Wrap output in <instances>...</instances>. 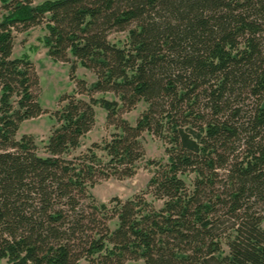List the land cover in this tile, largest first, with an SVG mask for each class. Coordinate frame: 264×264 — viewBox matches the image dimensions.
Instances as JSON below:
<instances>
[{"label":"trees","instance_id":"trees-1","mask_svg":"<svg viewBox=\"0 0 264 264\" xmlns=\"http://www.w3.org/2000/svg\"><path fill=\"white\" fill-rule=\"evenodd\" d=\"M0 262L264 264V0H0ZM71 65L40 154L21 123L48 110L21 31ZM79 66L94 72L89 83ZM112 93L113 97L97 96ZM86 96V97H84ZM140 102L135 123L123 116ZM115 131L78 154L96 106ZM147 191L100 201L134 176Z\"/></svg>","mask_w":264,"mask_h":264},{"label":"rangeland","instance_id":"rangeland-1","mask_svg":"<svg viewBox=\"0 0 264 264\" xmlns=\"http://www.w3.org/2000/svg\"><path fill=\"white\" fill-rule=\"evenodd\" d=\"M33 1L34 3H39L43 0ZM46 33L47 30L43 24L35 26L28 31H21L16 37L14 47V56L27 53L34 61L39 75V101L41 106L48 110L47 113H43L38 117L24 120L18 130L17 137H21L24 133L34 135L40 154H45L44 145L55 123L52 112L58 108L60 98L65 94L72 93L76 86L74 80L70 77L71 65L62 61H55L48 55L43 40ZM76 75L79 78L86 79L89 83L94 82L96 79L94 72L83 66L78 67ZM96 95H105L107 97L114 96L112 93H97ZM145 108L146 104L140 102L132 111L123 113V116L131 123H135L137 117ZM105 120V109L97 105L96 124L93 129L82 138L81 146L74 151V154H78L85 150L93 142H101L103 138L110 137L111 133L115 131V128L114 126L106 127ZM144 145L146 156L145 160L140 163L137 173L132 177L124 179L111 177L100 180L92 188V192L98 200L107 202L114 196L127 199L135 194L147 191V184L151 175L146 168V162L149 159H166L167 155L164 142L153 135L145 134ZM0 264H5V261H1ZM79 264L89 263L82 259ZM126 264H145V262L143 259L129 260Z\"/></svg>","mask_w":264,"mask_h":264}]
</instances>
